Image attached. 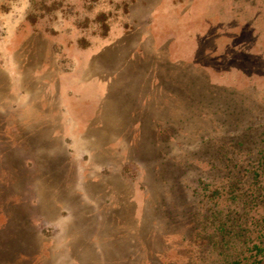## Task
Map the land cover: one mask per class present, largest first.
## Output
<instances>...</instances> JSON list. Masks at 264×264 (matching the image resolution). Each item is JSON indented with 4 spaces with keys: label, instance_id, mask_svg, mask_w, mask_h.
I'll return each instance as SVG.
<instances>
[{
    "label": "rangeland",
    "instance_id": "rangeland-1",
    "mask_svg": "<svg viewBox=\"0 0 264 264\" xmlns=\"http://www.w3.org/2000/svg\"><path fill=\"white\" fill-rule=\"evenodd\" d=\"M263 129L264 0H0V264H220Z\"/></svg>",
    "mask_w": 264,
    "mask_h": 264
},
{
    "label": "trees",
    "instance_id": "trees-1",
    "mask_svg": "<svg viewBox=\"0 0 264 264\" xmlns=\"http://www.w3.org/2000/svg\"><path fill=\"white\" fill-rule=\"evenodd\" d=\"M262 134L264 135V129ZM262 142L263 145L260 149L262 155L257 166H253L255 177H257L256 183L259 182V172H264V138ZM242 144L243 142H238V145L241 146ZM236 186L238 185L229 186L228 194H231L230 196L235 194ZM255 193L258 194L259 202L263 204L264 187H257ZM253 195L255 194L253 193ZM228 200L231 199L228 198ZM252 201L250 199L249 203ZM237 206L233 205L232 202L230 204L217 203V205L214 204L209 208L207 217L203 216L205 219H210L212 216L213 222L218 219L217 223L213 225L215 228L210 237L215 239L213 240L214 246L216 245L215 248H220V264H264V217L259 219L250 211L238 212ZM222 215L223 218L220 217Z\"/></svg>",
    "mask_w": 264,
    "mask_h": 264
}]
</instances>
